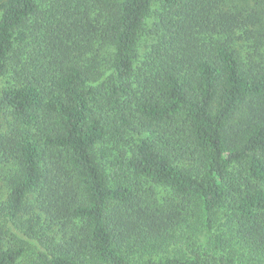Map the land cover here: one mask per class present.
Instances as JSON below:
<instances>
[{"label": "trees", "instance_id": "1", "mask_svg": "<svg viewBox=\"0 0 264 264\" xmlns=\"http://www.w3.org/2000/svg\"><path fill=\"white\" fill-rule=\"evenodd\" d=\"M0 264H264V0H0Z\"/></svg>", "mask_w": 264, "mask_h": 264}, {"label": "rangeland", "instance_id": "2", "mask_svg": "<svg viewBox=\"0 0 264 264\" xmlns=\"http://www.w3.org/2000/svg\"><path fill=\"white\" fill-rule=\"evenodd\" d=\"M0 179H2V176H1V175H0ZM1 183H2V182H1ZM1 183H0V184H1Z\"/></svg>", "mask_w": 264, "mask_h": 264}]
</instances>
